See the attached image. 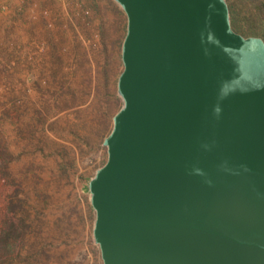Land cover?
<instances>
[{
    "label": "water",
    "instance_id": "95a60500",
    "mask_svg": "<svg viewBox=\"0 0 264 264\" xmlns=\"http://www.w3.org/2000/svg\"><path fill=\"white\" fill-rule=\"evenodd\" d=\"M116 1L124 105L89 183L104 264H264V38L227 0Z\"/></svg>",
    "mask_w": 264,
    "mask_h": 264
},
{
    "label": "rangeland",
    "instance_id": "374dc122",
    "mask_svg": "<svg viewBox=\"0 0 264 264\" xmlns=\"http://www.w3.org/2000/svg\"><path fill=\"white\" fill-rule=\"evenodd\" d=\"M264 38V0H227ZM116 0H0V264H104L89 183L124 101Z\"/></svg>",
    "mask_w": 264,
    "mask_h": 264
},
{
    "label": "trees",
    "instance_id": "16d2710c",
    "mask_svg": "<svg viewBox=\"0 0 264 264\" xmlns=\"http://www.w3.org/2000/svg\"><path fill=\"white\" fill-rule=\"evenodd\" d=\"M229 8H230V12H232L234 18H236V17H237V15H236V11H235L234 9H232V6H230V5H229ZM257 8L260 9V10L262 11L261 13H264V2L262 3V5L259 4V5L257 6Z\"/></svg>",
    "mask_w": 264,
    "mask_h": 264
}]
</instances>
